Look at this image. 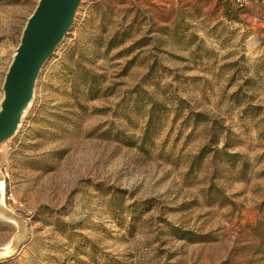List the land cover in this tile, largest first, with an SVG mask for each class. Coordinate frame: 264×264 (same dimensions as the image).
Masks as SVG:
<instances>
[{
  "label": "rangeland",
  "instance_id": "rangeland-1",
  "mask_svg": "<svg viewBox=\"0 0 264 264\" xmlns=\"http://www.w3.org/2000/svg\"><path fill=\"white\" fill-rule=\"evenodd\" d=\"M37 1L0 0V99ZM261 15L255 1L83 0L0 145L5 204L23 219L0 217V248L21 240L0 264H264ZM103 26L124 40L94 58L108 89L80 107L63 62ZM136 86L158 105L149 124ZM225 141L239 157L214 161Z\"/></svg>",
  "mask_w": 264,
  "mask_h": 264
},
{
  "label": "water",
  "instance_id": "water-1",
  "mask_svg": "<svg viewBox=\"0 0 264 264\" xmlns=\"http://www.w3.org/2000/svg\"><path fill=\"white\" fill-rule=\"evenodd\" d=\"M82 1L38 0L27 18L2 82L0 145L13 138L22 126L32 106L41 69L68 34ZM0 180L5 185L6 180L1 170ZM3 201L0 217L21 225L23 219L7 209L5 197ZM20 244L21 240L11 249L16 250ZM9 250L8 253L11 254Z\"/></svg>",
  "mask_w": 264,
  "mask_h": 264
},
{
  "label": "trees",
  "instance_id": "trees-1",
  "mask_svg": "<svg viewBox=\"0 0 264 264\" xmlns=\"http://www.w3.org/2000/svg\"><path fill=\"white\" fill-rule=\"evenodd\" d=\"M252 1L260 2V0ZM101 32L103 33H99L98 36H95V38L93 37L97 48L92 47L89 44V41L85 45L76 43L69 47L68 51L66 52L67 62H63L64 70H66L65 80L68 81L69 95L71 96L74 103L80 107H84L82 102L84 98L93 100L102 97L106 94L108 89V87H104V83L106 81L105 75L99 72L97 67L94 66V58L105 56L114 46L120 44L124 40V30L116 31L108 38L105 37V26L102 27ZM140 41H143V39L136 41L134 45L139 44ZM133 93L135 94V97L133 98L134 101H140L141 103L144 102L145 105H149V124L155 116L157 111L155 109L158 105L154 99L139 86H136V88L130 92V94ZM141 94H144L145 97L139 98ZM195 116H200V114H195ZM214 123L217 124L215 121ZM211 150L213 152L214 161L218 157H225L228 161H235V158L239 157L238 153H231L227 150L226 141L221 148L218 149L217 146H214ZM204 156L205 150H202L198 157L203 158ZM241 166L242 169L240 174H244V170L246 168L244 161H242ZM262 241L264 243L263 239Z\"/></svg>",
  "mask_w": 264,
  "mask_h": 264
},
{
  "label": "bare ground",
  "instance_id": "bare-ground-1",
  "mask_svg": "<svg viewBox=\"0 0 264 264\" xmlns=\"http://www.w3.org/2000/svg\"><path fill=\"white\" fill-rule=\"evenodd\" d=\"M5 185H4V182L2 180H0V206L1 205H4V197H5ZM8 221V220H7ZM10 222L13 223V221L9 220ZM15 248L13 249H10L9 252L12 253L14 252ZM3 254H8V250L7 249H4V248H0V255H3Z\"/></svg>",
  "mask_w": 264,
  "mask_h": 264
},
{
  "label": "built area",
  "instance_id": "built-area-1",
  "mask_svg": "<svg viewBox=\"0 0 264 264\" xmlns=\"http://www.w3.org/2000/svg\"><path fill=\"white\" fill-rule=\"evenodd\" d=\"M234 5L238 6V7H245L248 6L249 4L253 3L252 0H230ZM259 4L262 7V21L264 23V0H260Z\"/></svg>",
  "mask_w": 264,
  "mask_h": 264
}]
</instances>
